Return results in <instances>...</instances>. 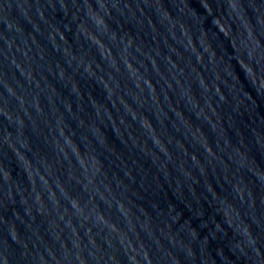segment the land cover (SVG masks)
I'll use <instances>...</instances> for the list:
<instances>
[{"label":"water","instance_id":"water-1","mask_svg":"<svg viewBox=\"0 0 264 264\" xmlns=\"http://www.w3.org/2000/svg\"><path fill=\"white\" fill-rule=\"evenodd\" d=\"M0 264H264V0H0Z\"/></svg>","mask_w":264,"mask_h":264}]
</instances>
